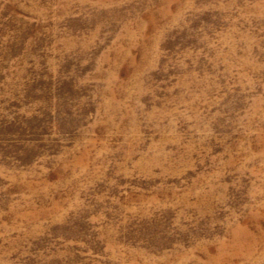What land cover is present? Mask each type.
Here are the masks:
<instances>
[{"label": "rangeland", "instance_id": "1", "mask_svg": "<svg viewBox=\"0 0 264 264\" xmlns=\"http://www.w3.org/2000/svg\"><path fill=\"white\" fill-rule=\"evenodd\" d=\"M0 264H264V0H0Z\"/></svg>", "mask_w": 264, "mask_h": 264}]
</instances>
